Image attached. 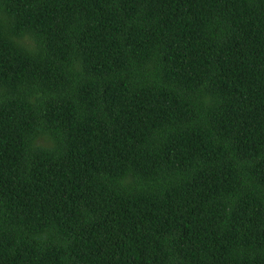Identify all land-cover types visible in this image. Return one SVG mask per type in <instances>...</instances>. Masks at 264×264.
<instances>
[{
	"label": "trees",
	"instance_id": "trees-1",
	"mask_svg": "<svg viewBox=\"0 0 264 264\" xmlns=\"http://www.w3.org/2000/svg\"><path fill=\"white\" fill-rule=\"evenodd\" d=\"M0 264H264V0H0Z\"/></svg>",
	"mask_w": 264,
	"mask_h": 264
}]
</instances>
